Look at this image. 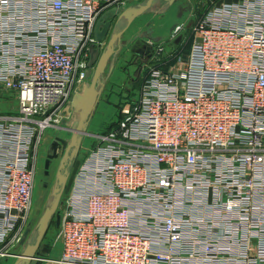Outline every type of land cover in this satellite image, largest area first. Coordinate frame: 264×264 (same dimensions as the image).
Wrapping results in <instances>:
<instances>
[{"label": "built area", "instance_id": "obj_1", "mask_svg": "<svg viewBox=\"0 0 264 264\" xmlns=\"http://www.w3.org/2000/svg\"><path fill=\"white\" fill-rule=\"evenodd\" d=\"M130 1L0 0V260L30 238L44 136L68 126L98 22ZM205 1L171 35L186 44L146 42L139 90L69 181L52 264H264V0Z\"/></svg>", "mask_w": 264, "mask_h": 264}, {"label": "rangeland", "instance_id": "obj_2", "mask_svg": "<svg viewBox=\"0 0 264 264\" xmlns=\"http://www.w3.org/2000/svg\"><path fill=\"white\" fill-rule=\"evenodd\" d=\"M141 1L140 4H144L148 0ZM137 3V0H132L128 3V7L135 6ZM207 3L208 1L205 0H176L174 5L170 6L169 10L163 14L169 4L163 1L156 2L148 12L149 14L140 19L141 24L126 31L124 36L125 38H130L131 46L119 52L113 62L114 69L110 72L109 66L102 78L104 90L88 121L90 136L85 137L83 140L80 156L71 170L72 174L77 167L78 161H81L88 151L96 146L97 137L107 134L120 120L122 108L125 102L128 101V92L133 90V93L136 94L134 85L140 79V69L143 64L142 58L146 53V42L150 38L164 40L169 36L174 25L183 24L188 19L191 21V18L201 15L207 7ZM151 13L153 14L152 16L150 15ZM124 26H126V23L123 22L121 28H124ZM149 31H152V33L146 35ZM88 74L86 82L77 89V92L71 98V107L70 105L66 107L65 113L68 114L69 119L68 126H58L56 129L48 130L44 136V143H42L43 146L40 149L38 163L36 164V190L31 220V236L27 239L28 234L25 235L24 239L27 240L21 243L11 258L6 261L1 259L3 261L1 262L0 260L1 264H16L19 255L24 252L28 245L34 242L37 236V225L53 201L60 163L68 147L66 144H69L71 139V134L66 130L76 128L81 116L80 112L72 106V103L76 95L84 97L85 91L91 87L93 69ZM257 155L259 154L255 156ZM248 177L252 178V173H249ZM248 180L251 179L248 178ZM247 182V185H251L250 181ZM68 191L67 187L59 206L60 216L66 208ZM59 236L60 229L57 227L56 219L54 218L41 245V256L37 261L38 264H52L50 261H56L61 257L62 246ZM257 242V239L251 240L253 245ZM219 257L222 258L221 255Z\"/></svg>", "mask_w": 264, "mask_h": 264}, {"label": "water", "instance_id": "obj_3", "mask_svg": "<svg viewBox=\"0 0 264 264\" xmlns=\"http://www.w3.org/2000/svg\"><path fill=\"white\" fill-rule=\"evenodd\" d=\"M159 1L166 2L170 6H173L176 2V0H148L144 5L137 7H128L124 10L113 9L98 22L95 28V36L98 43L101 46L106 45V48L104 52H92L91 69H93L94 74L91 87L85 91L84 97L76 95L72 103V106L80 112L81 116L76 128L66 130L71 134V139L69 144H66L68 147L59 167L53 201L37 225V236L34 242L28 245L24 252L19 255L16 264H38L37 261L41 256V245L54 218L56 219L57 227H60L59 206L71 179V167L79 157L84 138L90 136L88 121L104 90L102 78L109 66L112 68L113 64L111 63L122 50V40L126 31L138 18L149 12L154 3ZM120 21H126L127 26L122 32L115 34L113 29H116ZM115 22L117 23L115 24Z\"/></svg>", "mask_w": 264, "mask_h": 264}, {"label": "crops", "instance_id": "obj_4", "mask_svg": "<svg viewBox=\"0 0 264 264\" xmlns=\"http://www.w3.org/2000/svg\"><path fill=\"white\" fill-rule=\"evenodd\" d=\"M230 1H232V0H230ZM142 2V1H141ZM137 5V4H136ZM136 5L135 6H133V7H136ZM169 8H170V5L165 9L166 11L163 13V14H165L168 10H169ZM149 14V13H148ZM151 16L153 15L152 13L150 14ZM179 17H180V15H179ZM194 19V18H193ZM192 18H191V21L188 19L187 21H185L183 24H186V25H189V23L190 22H192V20H193ZM139 24H141L140 23V20L135 24V26L136 25H139ZM179 25H181V24H176V25H174L172 28H171V33L169 34V36L167 37V38H165L164 40L163 39H157V40H155V39H149V40H153V41H155L156 43H159V44H164V45H166V46H169V45H171V46H169V48L170 49H178V48H180V46L181 45H184V44H186V42H185V40H187V38H188V36H186L185 38H181L180 40L178 39V40H176V41H173V42H171V35H172V33L174 32V30H175V28L177 27V26H179ZM119 28H117V29H113V33H115V34H118V32H119V30H118ZM190 31V30H189ZM147 33V32H146ZM150 33H152V31H149L146 35H149ZM190 33V32H189ZM130 38H125V36H124V38H123V40H122V45H121V47H122V50L123 49H126V48H128V47H130L131 46V40H129ZM183 39H184V41H183ZM158 41V42H157ZM105 48H106V45H104V46H101V49H102V51L104 52V50H105ZM189 48V47H188ZM187 48V49H188ZM115 60V59H114ZM114 60H113V62H114ZM111 63V64H114V63ZM175 63H173V64H171L170 66H173ZM170 66H167V67H165V70H168L169 68H170ZM114 69V65L112 66V68L110 67V72L112 71ZM140 80V79H139ZM140 86H141V82L139 81V82H136L135 83V85H134V91L136 92L137 90H139V88H140ZM130 91H132L133 92V90H130ZM66 132V131H65ZM9 258H11V257H9ZM9 258H5V259H3L4 261H6V260H8ZM1 262H3L2 260H1ZM1 262H0V264H1Z\"/></svg>", "mask_w": 264, "mask_h": 264}, {"label": "flooded vegetation", "instance_id": "obj_5", "mask_svg": "<svg viewBox=\"0 0 264 264\" xmlns=\"http://www.w3.org/2000/svg\"><path fill=\"white\" fill-rule=\"evenodd\" d=\"M140 2H141V0H138V3H137V5H136V7L145 4V3H144V4H140ZM131 7H133V6H131ZM146 14H148V12L145 13V14H144L143 16H141L140 18H138V19L132 24V26H130V28H131V27H134L135 24H136V23H137L142 17H144ZM123 22L126 23V26H127V22H126V21H120V22L117 24V27H116V29L119 28V29H118V30H119L118 33H120L121 31H123V30L126 28V26H124V28H123V27L121 28ZM116 23H117V22H115V24H116ZM130 28H129V29H130ZM123 38H124V36H123ZM79 156H80V154H79ZM78 158H79V157H78ZM76 161H77V160H76ZM76 161H75V163L73 164V166L76 164ZM60 165H61V163H60ZM73 166L71 167V170H72ZM71 175H72V171H71ZM29 236H31V233H30V232L28 233L27 238H28Z\"/></svg>", "mask_w": 264, "mask_h": 264}]
</instances>
